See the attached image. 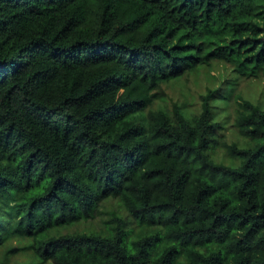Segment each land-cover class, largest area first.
Returning a JSON list of instances; mask_svg holds the SVG:
<instances>
[{
	"label": "trees",
	"instance_id": "1",
	"mask_svg": "<svg viewBox=\"0 0 264 264\" xmlns=\"http://www.w3.org/2000/svg\"><path fill=\"white\" fill-rule=\"evenodd\" d=\"M215 59L264 72V0H0V247L28 239L22 264H264V106L238 100L230 164L209 151L217 88L191 114L165 101ZM110 197L142 229L113 209L77 225Z\"/></svg>",
	"mask_w": 264,
	"mask_h": 264
},
{
	"label": "rangeland",
	"instance_id": "2",
	"mask_svg": "<svg viewBox=\"0 0 264 264\" xmlns=\"http://www.w3.org/2000/svg\"><path fill=\"white\" fill-rule=\"evenodd\" d=\"M168 108L173 101L184 102L185 109L190 114L198 112L201 95L208 88H217L214 103V117L219 120L214 130L215 142L210 147V154L224 163L237 164L238 158L231 156L224 142L238 141L243 144L245 137L238 131L235 117L238 108V100L248 98L264 106V72L259 75L246 76L238 74L230 62L215 59L209 65H202L184 72L179 78L163 83ZM102 211L90 221L77 224L80 228H100L112 224L108 221L110 209L117 214L127 217L132 232L142 229L122 207H119L114 197L107 198L100 205ZM108 221V222H107ZM26 240H9L8 245L0 247V261L7 260L9 264H22L36 260L33 250L26 246ZM10 246V247H9ZM41 264H54L48 260Z\"/></svg>",
	"mask_w": 264,
	"mask_h": 264
}]
</instances>
